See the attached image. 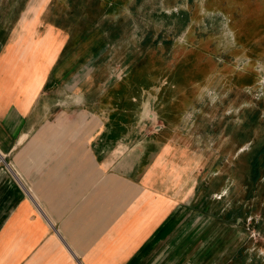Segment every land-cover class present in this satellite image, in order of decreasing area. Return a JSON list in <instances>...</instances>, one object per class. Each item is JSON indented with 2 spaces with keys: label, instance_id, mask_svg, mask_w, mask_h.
<instances>
[{
  "label": "crops",
  "instance_id": "crops-1",
  "mask_svg": "<svg viewBox=\"0 0 264 264\" xmlns=\"http://www.w3.org/2000/svg\"><path fill=\"white\" fill-rule=\"evenodd\" d=\"M68 1L0 0V264H264L227 206L203 210L204 153L149 132L116 22Z\"/></svg>",
  "mask_w": 264,
  "mask_h": 264
},
{
  "label": "rangeland",
  "instance_id": "rangeland-1",
  "mask_svg": "<svg viewBox=\"0 0 264 264\" xmlns=\"http://www.w3.org/2000/svg\"><path fill=\"white\" fill-rule=\"evenodd\" d=\"M108 2L70 0V20L116 22V69L132 70L149 132L176 129L204 153L203 210L227 206L231 227L263 249L264 170L251 181L248 155L264 141V0Z\"/></svg>",
  "mask_w": 264,
  "mask_h": 264
},
{
  "label": "trees",
  "instance_id": "trees-1",
  "mask_svg": "<svg viewBox=\"0 0 264 264\" xmlns=\"http://www.w3.org/2000/svg\"><path fill=\"white\" fill-rule=\"evenodd\" d=\"M253 117H256V112L253 113ZM249 157V172L251 181H255L260 177L261 171L264 170V141L259 145L254 147L248 155Z\"/></svg>",
  "mask_w": 264,
  "mask_h": 264
}]
</instances>
